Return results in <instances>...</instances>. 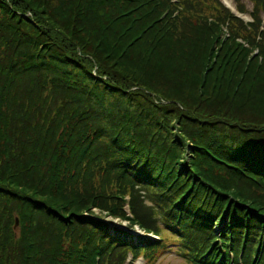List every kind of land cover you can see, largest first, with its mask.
<instances>
[{
  "label": "trees",
  "instance_id": "obj_1",
  "mask_svg": "<svg viewBox=\"0 0 264 264\" xmlns=\"http://www.w3.org/2000/svg\"><path fill=\"white\" fill-rule=\"evenodd\" d=\"M233 1L240 14L251 3L250 22L219 0H0V264H152L168 251L264 264V133L235 119L264 121V0ZM195 53L218 70L192 71ZM156 78L203 94L154 95ZM171 111L186 122L176 148L154 135ZM108 217L158 240L135 246Z\"/></svg>",
  "mask_w": 264,
  "mask_h": 264
},
{
  "label": "rangeland",
  "instance_id": "obj_2",
  "mask_svg": "<svg viewBox=\"0 0 264 264\" xmlns=\"http://www.w3.org/2000/svg\"><path fill=\"white\" fill-rule=\"evenodd\" d=\"M67 0H63V2H66ZM56 3V2H55ZM53 6L55 7V4H53ZM246 7H247V10L250 11L251 9V5L250 4H246ZM66 9H68V7H66ZM247 17V16H246ZM129 38V36H128ZM127 38V39H128ZM131 39V38H130ZM133 42H136L135 39L133 40ZM91 50V49H90ZM216 50V49H214ZM100 52V51H98ZM215 55V54H213ZM104 57V59H103ZM96 56V59L99 60L98 62H103V64L105 66H110L112 69H114L113 67V62L110 60L111 58L108 57V56ZM190 60H191V63H189L187 66H189L190 68H192V71H193V65L196 63V62H199L203 65V69H206L204 72H212L214 73L216 70H218V65H217V62H216V59L214 57L211 56V58L213 60H208V61H205V59H203L199 54L195 53L193 55H191L190 57ZM101 60V61H100ZM237 62H238V59H237ZM199 72H202V69L199 68V64L196 63V67H195V71H198ZM239 72V71H238ZM204 75H201V79L203 78ZM199 78V74L197 75L196 74V79ZM157 80L155 81V84H154V87L156 88L153 89V87H151L153 89V93L154 95L155 94H159L161 96H163L164 98H167V96L169 94H174L175 96L177 95L178 97H180V99L183 101V103L187 102V104H197L198 103V99H197V94L199 93H202L201 91L203 89L201 88H197V85H195L194 83H192L191 85H193V87H188L186 85H183L182 83H177L176 81H174L172 78H166V79H159V78H156ZM189 81L191 80V77H189L188 79ZM163 81H165L166 83L164 84ZM151 84V83H150ZM178 86V87H177ZM139 91V90H143L141 88H136V91ZM181 94H183V97H181ZM203 94V93H202ZM149 95H152V94H149ZM176 96V97H177ZM203 96V95H202ZM177 97V98H178ZM117 100H116V99ZM232 98V97H230ZM242 97H236V103L237 105L240 104V105H243V104H246L247 103V97L244 95L243 99H241ZM169 99V98H168ZM111 100L112 102L115 101L113 104L115 106H118V108L121 110V112L125 113V112H129L127 113L126 115L128 116H131L132 112H136V114H138V116L140 117H145L143 116L141 113H145L148 111V108H145V107H139V109L137 110V107H136V104L132 101V100H124L122 98L119 99V95H117L116 97H111ZM169 103L170 101H168L167 103H160L162 106L164 105H168L169 106ZM159 104V102L157 103ZM159 104V105H160ZM171 104V103H170ZM235 104V103H234ZM233 104V105H234ZM177 105V104H176ZM184 104H181V103H178L177 106H179V109L180 111L184 112L183 111V107H187V105H184ZM203 105V103H202ZM189 106V105H188ZM193 106H196V105H193ZM204 106V105H203ZM163 109V108H162ZM249 110V109H248ZM248 110H240V113L239 114H243L244 117L243 118H239V117H236L235 119L238 120V124H237V128L239 127L238 125L241 124L243 128H249L250 131H252L253 133V136H258L260 135L261 133H264V121L262 122H256L257 120V117H259L257 115V112H254V111H248ZM101 111H103V109H101ZM170 111V110H169ZM223 111V110H222ZM179 112V111H178ZM254 112V113H252ZM171 114H172V111H171ZM170 117V120L171 121V125L168 126V134H161L162 137L160 136L159 132L156 131V133L154 134L157 138H160L158 139L159 140V143L161 142H165V139L168 141L169 145H173V141L177 139V131L180 129V123H184L186 124V122H183L182 119L179 120V117L177 115H169ZM252 118V119H251ZM260 118H263L262 116H260ZM219 120H224V118H221ZM150 121V120H149ZM168 121V120H167ZM166 121V118L164 117L162 119V123L163 124H166L167 123ZM151 122V121H150ZM169 122V121H168ZM144 123L146 124L147 122L144 121ZM152 123V122H151ZM251 123V125L249 124ZM240 125V126H241ZM144 126V125H142ZM115 128V127H114ZM241 128V127H240ZM150 129V128H149ZM153 130V129H151ZM162 144V143H161ZM173 148H176L174 147L173 145ZM178 152H182L184 153V157H183V162L185 163H191V161L186 158L187 154H190V151H187V150H178ZM164 156V155H162ZM182 156V155H181ZM259 161H262L261 164H263L264 166V158L263 157H260V156H256L253 160V162L255 164H259ZM174 168L175 170H179L180 168L177 166V165H174L173 163H170ZM181 165V164H180ZM187 170V168H186ZM178 172V171H177ZM180 173L184 174L185 171L183 170H180ZM191 173V172H190ZM179 182L181 183V181L179 180ZM183 182V181H182ZM186 182V181H185ZM189 182V181H188ZM187 182V183H188ZM197 182L199 183L200 180ZM221 183V182H220ZM182 184V183H181ZM189 186V184H188ZM205 186V185H204ZM142 195L145 194V192L142 191L141 193ZM5 195V194H4ZM7 196H10V194H6ZM11 197V196H10ZM144 205L146 207H150L152 206V203L150 202L149 199L147 200H144ZM93 214L97 215V214H100L99 211L97 209H93L92 210ZM159 217V216H158ZM107 221L111 222L112 224H114L112 227L115 228H120V229H125L126 227V224L125 223H122V222H118L117 220H112L110 217L106 218ZM135 234L137 235H141V233L139 231H136L134 232ZM172 248V246H169ZM134 264H144L141 260L135 262ZM155 264H186V262L180 257L178 256L177 254L173 253L172 251H168L165 255H163Z\"/></svg>",
  "mask_w": 264,
  "mask_h": 264
},
{
  "label": "bare ground",
  "instance_id": "obj_3",
  "mask_svg": "<svg viewBox=\"0 0 264 264\" xmlns=\"http://www.w3.org/2000/svg\"><path fill=\"white\" fill-rule=\"evenodd\" d=\"M225 4H227V5H230L231 6V8L233 9V7H232V4H231V1L230 0H222Z\"/></svg>",
  "mask_w": 264,
  "mask_h": 264
},
{
  "label": "water",
  "instance_id": "obj_4",
  "mask_svg": "<svg viewBox=\"0 0 264 264\" xmlns=\"http://www.w3.org/2000/svg\"><path fill=\"white\" fill-rule=\"evenodd\" d=\"M17 226H18V222H17V220H16V223H15V228H17Z\"/></svg>",
  "mask_w": 264,
  "mask_h": 264
}]
</instances>
